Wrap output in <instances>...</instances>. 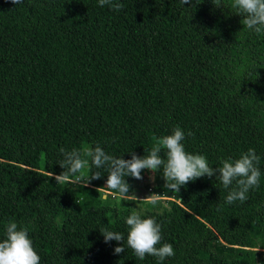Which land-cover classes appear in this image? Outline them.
Instances as JSON below:
<instances>
[{
    "label": "trees",
    "instance_id": "1",
    "mask_svg": "<svg viewBox=\"0 0 264 264\" xmlns=\"http://www.w3.org/2000/svg\"><path fill=\"white\" fill-rule=\"evenodd\" d=\"M121 2L0 0V233L8 220L26 227L40 264H156L127 246L114 254L122 242L98 231L126 232L136 208L172 244L164 264H264V176L245 203L226 205L215 174L175 193L141 170L146 189L154 177V207L106 196L103 169L81 185L45 174L62 171L60 148L142 157L176 125L213 167L249 147L264 154V34L244 29L231 0ZM124 179L132 194L136 179Z\"/></svg>",
    "mask_w": 264,
    "mask_h": 264
},
{
    "label": "clouds",
    "instance_id": "2",
    "mask_svg": "<svg viewBox=\"0 0 264 264\" xmlns=\"http://www.w3.org/2000/svg\"><path fill=\"white\" fill-rule=\"evenodd\" d=\"M14 5L22 3V0H11ZM99 7L112 10H120L123 7L121 0H96ZM193 0H181V4L191 5ZM191 7V6H190ZM230 7L242 18L245 30L254 34H264V0H231ZM191 132L174 126L168 134L158 137L155 146L147 151V155L137 157L131 154L130 159H122L107 153L98 143L85 151L89 159H82L78 148L65 150L59 149L60 161L56 164L62 169L58 175L45 172L52 176L55 183L68 184L81 182L87 183L88 179H97L103 169L107 173L106 196L111 195L121 201L136 200L134 195L128 194L129 184L125 177L137 180L141 178V170L148 172L159 171L165 181L164 188L174 191L184 186L187 182L200 177H212L219 182L225 190L224 204L231 205L234 202L240 204L248 200V193L260 186L264 172L261 171V160L264 154L258 153L254 147L241 151L236 157L221 158L217 166H210L206 156L202 153H193L185 150L184 140ZM164 150V157L160 155ZM88 169L87 180L81 179V170ZM91 172V176L89 173ZM74 178V179H73ZM154 207L157 206V195L146 197ZM178 202H180L178 200ZM264 207V205H262ZM126 232L114 231L105 224L98 231L102 235L103 242H122L113 248L114 254L125 251V246L131 249L132 255L139 261H143L146 255L152 256L156 264H164V261L175 255L171 243L161 242V224L154 216L143 215L133 208L131 213L124 217ZM61 245L58 249L61 252ZM158 245V246H157ZM260 249L256 248L255 252ZM41 257L33 246L26 227L18 226L13 220H8L0 233V264H40Z\"/></svg>",
    "mask_w": 264,
    "mask_h": 264
},
{
    "label": "rangeland",
    "instance_id": "3",
    "mask_svg": "<svg viewBox=\"0 0 264 264\" xmlns=\"http://www.w3.org/2000/svg\"><path fill=\"white\" fill-rule=\"evenodd\" d=\"M153 179L154 177H152V181L149 182L150 184V189H152L154 183H153ZM150 189H146V187L144 186V183L140 180L135 181V185H134V190L133 193L131 195H134L136 197V200H140V199H145L148 196L154 195L153 191Z\"/></svg>",
    "mask_w": 264,
    "mask_h": 264
},
{
    "label": "water",
    "instance_id": "4",
    "mask_svg": "<svg viewBox=\"0 0 264 264\" xmlns=\"http://www.w3.org/2000/svg\"><path fill=\"white\" fill-rule=\"evenodd\" d=\"M103 197H105V196H103Z\"/></svg>",
    "mask_w": 264,
    "mask_h": 264
}]
</instances>
